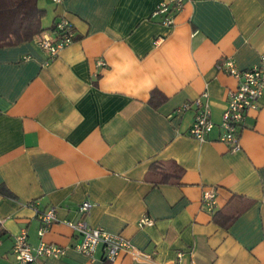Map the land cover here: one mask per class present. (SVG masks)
Masks as SVG:
<instances>
[{
  "label": "crops",
  "instance_id": "1",
  "mask_svg": "<svg viewBox=\"0 0 264 264\" xmlns=\"http://www.w3.org/2000/svg\"><path fill=\"white\" fill-rule=\"evenodd\" d=\"M160 1L37 0L41 27L64 16L73 42L47 64L35 35L0 45V264H16L22 229L63 250L33 264H264V94L232 149L221 123L238 79L218 69L261 63L264 0H187L171 26ZM204 92L215 125L198 140L196 107L179 109ZM84 201L90 225L150 258L77 251L67 221ZM50 207L57 221L38 236Z\"/></svg>",
  "mask_w": 264,
  "mask_h": 264
},
{
  "label": "built area",
  "instance_id": "2",
  "mask_svg": "<svg viewBox=\"0 0 264 264\" xmlns=\"http://www.w3.org/2000/svg\"><path fill=\"white\" fill-rule=\"evenodd\" d=\"M55 3L61 0H52ZM187 0H161L154 15L160 16L161 21L166 26L174 23L175 16L182 10ZM75 38V30L70 21L64 17H56L51 26L34 36L37 46L46 53L47 61H52L58 53L70 45ZM99 65H104V61L98 60ZM218 69L233 75L238 79L236 89L229 92L228 107L223 114L221 126L223 133L221 141L231 145L232 149L239 148L238 132L245 122L247 111L257 109L264 94V55L261 63L248 69H239L232 58L224 63L218 64ZM208 98V92H204L201 97L193 102H188L180 107L179 111H185L192 106L196 107L197 113L189 134L198 139L204 140L205 135L214 128V122L210 117V109L204 99ZM202 201L212 210L217 203V191L215 188H205ZM31 205L32 202H31ZM88 201L82 202L78 207V218L74 221H67V224L76 233L79 240L75 245L77 251L93 258L98 246H102L104 257L110 261H115L117 257L126 251L141 260H148L150 256L145 252L133 249V246L121 235L109 233L98 226L90 225L85 219L90 208ZM42 227L38 229V236H42L47 227L57 221L54 207H50L39 214ZM153 224L152 219L142 217L138 225ZM12 252L16 259V264H33L39 258L59 257L63 250L60 246L40 241L36 246H32L27 241V233L22 229L14 237Z\"/></svg>",
  "mask_w": 264,
  "mask_h": 264
},
{
  "label": "trees",
  "instance_id": "3",
  "mask_svg": "<svg viewBox=\"0 0 264 264\" xmlns=\"http://www.w3.org/2000/svg\"><path fill=\"white\" fill-rule=\"evenodd\" d=\"M44 13L37 0H0V45L28 40L43 31Z\"/></svg>",
  "mask_w": 264,
  "mask_h": 264
}]
</instances>
